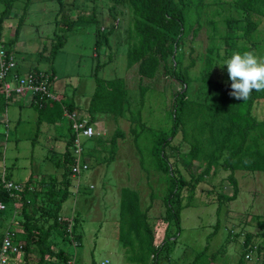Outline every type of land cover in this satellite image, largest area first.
<instances>
[{
    "label": "rangeland",
    "instance_id": "1",
    "mask_svg": "<svg viewBox=\"0 0 264 264\" xmlns=\"http://www.w3.org/2000/svg\"><path fill=\"white\" fill-rule=\"evenodd\" d=\"M232 1L203 0L196 21L199 29L194 36L189 31L183 40L181 64H191L187 71L190 83L185 91L188 99L211 104L213 100L208 95H217L218 85L231 90L227 66H220L228 59L223 57L224 45L220 37L228 31L224 19L237 21L241 18ZM63 4L65 9H70L67 14L74 24L63 35L64 42L53 55L50 53L51 43L56 41L52 34L53 20L59 10L56 0H16L13 3L1 21L0 41L4 44L13 40L10 49L14 53L15 64L23 71L52 74L50 90L52 88L53 95L58 101L72 102L78 116L84 114L88 117L86 109L94 89L93 75L100 80L122 77L131 106L120 118L96 117L94 128L96 131L102 130L103 135L95 137L98 143L83 142L86 150H90L86 159L89 168L76 178L68 179L69 195L59 210L61 218H76V237L64 242L55 232H51L48 243L52 254L46 256L42 264L58 263L55 256L57 251H62L70 264H99L103 261H107V264H131L125 260L123 249L116 239L118 191L121 187L137 192L140 208L147 210L154 245L176 232L167 253L160 256L159 264H189L198 254H201L200 258L193 264H260L262 258L264 262V256H257L255 252V248H260L261 253L264 245L262 231L255 225L257 220L264 218V173L235 171V199L219 201L217 196L231 195V187L226 179L227 172L217 165L195 184L192 191L187 189L188 185L182 189L180 202L186 207L179 213V224L167 223L162 198L168 176L147 168V163H140L133 132H139L137 143L141 147L143 133L138 125L145 128L144 132H147V128L169 130L168 111L172 94L180 89V84L166 77L161 68L150 80L140 78L135 66L126 68L127 11L118 16L119 25L114 26L117 20L113 22L107 14L109 0H63ZM1 8L0 5V12ZM80 8L93 12L96 23L75 22ZM253 21L257 23V29L251 34V40L255 42L252 51L264 57V18L253 17ZM95 25L106 31L112 28L105 37L99 34L97 47L94 46ZM189 25L186 22L185 28ZM241 26L242 23L237 22L233 32L238 45L246 43L240 38ZM213 27L219 33H214ZM210 36L217 48V58L209 83L203 87L199 82V72L205 49L210 46ZM141 88H145L143 102L139 113L135 114ZM24 95L6 100L5 109L0 113V169L5 168L8 180L18 185L28 178L34 183L41 176L47 178L52 175L55 186H58L60 170L56 163L61 164L65 142L69 139L68 119L63 117L53 124L46 121L38 124L37 112L27 103L30 97ZM263 114L264 99L255 102L251 109V115L256 120H260ZM115 130L120 132L121 137L116 139L111 155L108 141ZM164 151L185 180L200 172L202 166L191 163L185 157L188 145L181 139L180 131ZM46 187L48 181L43 189ZM58 190L60 193V186ZM26 210L33 213L32 205L28 203ZM34 216L36 218L37 214L34 213ZM20 220L18 205H6L0 219V231L6 230L7 225L20 230ZM216 221L217 230L209 237ZM46 224L40 221L36 227H45ZM245 235L250 237L251 251L242 246ZM14 259L19 260L18 264H36L38 254L32 247L23 261L21 255Z\"/></svg>",
    "mask_w": 264,
    "mask_h": 264
},
{
    "label": "trees",
    "instance_id": "2",
    "mask_svg": "<svg viewBox=\"0 0 264 264\" xmlns=\"http://www.w3.org/2000/svg\"><path fill=\"white\" fill-rule=\"evenodd\" d=\"M15 1L0 0L2 6L0 25ZM74 1L72 0V2ZM202 1L109 0L110 6L107 9V14L112 21L117 20L114 26L119 25L120 19L118 20V16H122L125 11L128 13L129 23L126 29L127 43L125 49L126 68L135 66L137 75L140 78L149 80L154 78L158 69L161 68L166 77H170L180 84V89L172 94V102L168 111L170 115L169 130L160 131L147 128V132H144L145 128L138 125V129L142 128L143 133L141 147L137 143L140 138L139 132H133V141L136 144L140 163L142 165L147 163V168L149 167L157 173L161 172L168 176L167 187L162 198L164 220L175 226L179 224L181 209L186 207V205H181L180 202L182 189L188 185L187 189L192 191L195 184L200 182L217 165H220L221 169L227 172L226 179L231 187V195L217 196L219 201H233L235 199L237 194V184L233 176L235 171L264 173V114L260 120H256L251 115L254 103L264 99V91H253L251 96L243 101L230 96L229 92L231 90H228L225 86L218 85L219 93L212 96L208 95L213 100L211 104L196 102L188 99L185 95L190 83L187 71L191 64L182 66L181 59L183 55L180 48L187 33L190 31L191 35L194 36L199 29V24L196 21L199 18ZM56 3L59 5V10L53 20L54 29L52 31L53 40L56 41L53 44L51 43L50 46V53L53 55L63 44V35L74 24V21L69 20L67 12L70 9L64 8L63 0H56ZM232 5L240 13L241 18L237 21L224 19L226 30L230 31L229 33L227 31L221 37L218 36L224 45V58H230L234 52L252 51L255 42L251 40V34L257 29V23L253 21V17L264 18V0H233ZM78 12L80 14L76 15L75 22L80 20V22L96 23L93 12L90 13V11L88 12L83 8L78 9ZM21 18H19V21ZM186 22L190 24L187 28H185ZM237 22L242 23L239 29L240 38L246 42L241 45L236 43L233 35ZM212 30L214 33H219L214 27ZM111 31L112 28L106 31V29H100L99 25H95L94 46L97 47L100 42L98 37L100 33L102 37H105V34H110ZM12 41L8 40L5 43L6 45L0 43L6 53L11 54L14 59V53L10 49ZM209 41L210 46L205 49L202 68L199 72V82L203 87H206L209 83L217 58V48L213 45L212 36L209 37ZM15 72L18 74L40 73L33 70L20 73L16 67ZM93 77L94 89L86 109L88 125H91L97 116H110L116 119L120 118L124 111H129L131 102L122 77L108 80H100L95 75ZM49 79L52 83V74ZM144 91L145 88L139 89L135 114L139 113L142 106ZM5 101L0 83V113L5 109ZM58 102L47 100L34 103L29 98L27 103L37 112L36 122L38 124L42 121L53 124L56 119L63 118L64 110L69 113L75 110V105L70 101ZM177 131H180L181 139L188 145L185 157L191 163L202 166L200 172L190 176L188 180L180 175L178 168L169 161L164 151L165 148L170 146V142ZM118 137H121V134L118 130H115L108 141V152L111 155ZM97 140L98 138L92 137L85 139L84 142L92 143L96 141L98 143ZM85 143H83L81 158L88 165L86 159L89 157L90 150H86ZM69 146L70 138L65 142L61 164L56 163V166L59 165L57 168L60 170V180L57 183L61 187L60 193L58 186L54 184L52 175L47 176V178L45 175L41 176L34 183L28 178L20 185L21 189L18 194L13 196L0 185V203L4 204L5 209L6 205L11 207L18 205L20 211L21 220L18 222L20 230H14L13 227L7 226L3 234L5 231L10 232L12 241L22 246L20 253L22 261L34 247L38 254L36 264H42L46 256L52 254L48 243L51 232H55L64 242H69L70 238L76 237L74 225L76 218L70 220L59 216L60 205L69 195L68 188L70 185L68 179L71 178L70 167L72 165ZM3 169L5 179L8 180L6 170ZM47 181L48 187L43 189ZM31 184H33V187H30ZM28 203L32 205L33 213L31 214L26 210ZM34 213L37 214L36 218ZM40 221L47 223L45 227L44 225L36 227L37 222ZM116 222V239L123 249L125 260L131 264H159L160 256L167 253L168 246L173 243L176 236V232L171 236H165L158 245H154L153 233L147 222V210L140 208L137 192L127 187H121L118 191ZM217 225L218 222L216 221L213 226L214 230L209 237L216 232ZM255 225L262 231V242L264 244V218L257 220ZM171 238L173 239L172 242ZM249 243L250 237L245 235L242 246L247 251L252 250ZM255 249L257 256H264V245L261 253H259L260 248ZM56 253L55 256L58 258L56 264L69 263L62 251ZM200 255L198 254L189 264L197 262ZM260 264H264L263 258Z\"/></svg>",
    "mask_w": 264,
    "mask_h": 264
},
{
    "label": "built area",
    "instance_id": "3",
    "mask_svg": "<svg viewBox=\"0 0 264 264\" xmlns=\"http://www.w3.org/2000/svg\"><path fill=\"white\" fill-rule=\"evenodd\" d=\"M15 61L11 54H7L0 43V83L5 100L13 96L27 94L31 100L36 102L56 100L50 90V75L46 73H25L18 74L15 72ZM63 117L68 119V129L70 146L69 150L72 155V165L70 167V177L76 178L81 172L88 169V165L82 161L83 142L85 139L95 138L103 135L102 130H95V121L87 124L88 117L78 116L75 112L63 111ZM0 185L11 196L18 194L21 187L5 179L3 167L0 171ZM91 188V187H90ZM5 211L4 204L0 203V215ZM12 234L5 231L0 242V264H14L13 258L20 255L22 246L14 243L11 239ZM70 264V262L68 263ZM99 264H107V261Z\"/></svg>",
    "mask_w": 264,
    "mask_h": 264
},
{
    "label": "clouds",
    "instance_id": "4",
    "mask_svg": "<svg viewBox=\"0 0 264 264\" xmlns=\"http://www.w3.org/2000/svg\"><path fill=\"white\" fill-rule=\"evenodd\" d=\"M224 65L227 66L228 78L231 81L230 96L246 101L253 91H264V57L256 55L253 51L234 52L220 64Z\"/></svg>",
    "mask_w": 264,
    "mask_h": 264
},
{
    "label": "crops",
    "instance_id": "5",
    "mask_svg": "<svg viewBox=\"0 0 264 264\" xmlns=\"http://www.w3.org/2000/svg\"><path fill=\"white\" fill-rule=\"evenodd\" d=\"M1 42V41H0ZM1 43H3V42H1ZM5 44V43H4ZM16 68H17V71L18 72H20V73H24L25 71H23L22 69H20V67L18 66V65H16ZM51 90H52V88H51ZM24 96H26V95H24ZM28 98H29V96H28ZM80 116H85L84 114H79ZM8 226V225H7ZM3 231L4 230H1L0 231V240H1V236H2V234H3ZM19 263V260H16L15 261V259H14V264H18Z\"/></svg>",
    "mask_w": 264,
    "mask_h": 264
}]
</instances>
